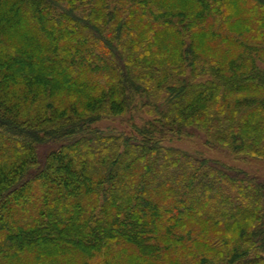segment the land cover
I'll list each match as a JSON object with an SVG mask.
<instances>
[{
	"label": "trees",
	"instance_id": "16d2710c",
	"mask_svg": "<svg viewBox=\"0 0 264 264\" xmlns=\"http://www.w3.org/2000/svg\"><path fill=\"white\" fill-rule=\"evenodd\" d=\"M118 2L125 18L107 0H0V264H264V179L164 143L203 133L264 156V73L244 36L264 0ZM243 3L245 26L229 13ZM111 21L130 39L99 52L81 31L108 39ZM128 113L135 135L90 128Z\"/></svg>",
	"mask_w": 264,
	"mask_h": 264
},
{
	"label": "rangeland",
	"instance_id": "374dc122",
	"mask_svg": "<svg viewBox=\"0 0 264 264\" xmlns=\"http://www.w3.org/2000/svg\"><path fill=\"white\" fill-rule=\"evenodd\" d=\"M110 3V7H116L119 8L120 10V14L119 16H122V18H125L128 15V7H129V3L127 4H119L118 0H107ZM83 3V2H82ZM80 4V6H77V10L75 11L77 14L79 15H85L87 16V11L90 8V5L87 3H83ZM61 5H63V7L66 6L65 2H63ZM120 5V6H119ZM249 6H246V4H241L240 7H237L234 9H229V13L233 16H235L238 19V23L241 26H245L246 23H253L254 21L251 20L250 16L252 13L249 11L248 9ZM60 11H62V7H58L57 10H55V14L59 13ZM86 18V17H85ZM102 24V23H101ZM245 24V25H244ZM100 26V25H99ZM101 31L103 34H105L106 37H108V39H102V38H96V37H92V30H86L83 29L81 32L86 36V35H91L88 39L91 41L90 44L92 47L96 48L99 47V52L102 51V48L106 49L107 42L111 43V47H117V46H122L123 47V43L127 42L128 39H130V37L128 36L127 30L125 31V33L121 34V36L119 38H113L115 34L118 33L119 27L117 23H113L108 22L107 25H102L100 26ZM261 33L258 31H252L249 33H245L244 36H247V38H249V44L255 48H257L256 50H251V55L252 58L254 59V61L256 62L258 68L260 71H262L264 73V27H262L260 29ZM89 33V34H88ZM104 36V37H105ZM112 38V39H111ZM203 41V40H201ZM247 43V44H248ZM242 44H245V42H243ZM237 46V47H236ZM102 47V48H101ZM228 47H230V50H232L231 52L235 53L236 51L239 50L238 45L235 43L230 42L228 44ZM237 49V50H236ZM108 50L110 51V47L108 48ZM197 50L199 52V60L197 64H202L205 67H207V69L209 70V64L211 63H216V51L210 49V47L208 46V43L206 41H203L202 44H199L197 46ZM250 51V50H249ZM97 52V53H99ZM111 57V55H110ZM205 69L203 70L202 68H200L199 70V74L196 77V79H202L205 77H211L212 75L209 73V71ZM187 75V74H186ZM153 101H158V99L156 97H152ZM148 109H150V107H147ZM147 108L144 110L146 111ZM140 110V114L141 117L144 119H151L152 117L148 114H146L143 111V108H139ZM133 119V121L137 124L140 123V119L139 116L137 114H125V115H117V116H108V115H104L103 117L99 118L98 120L93 121L90 124V128H99L101 129L103 132L105 133H116V134H120V133H127V134H132L135 135V132L132 129V121L130 119ZM164 143L166 145L169 146H174L175 148H179L183 151L192 153V154H198L201 155L203 157L206 158H210V159H218L224 163H227L233 167L236 168H240V169H244L250 173H255L257 175H259L262 179H264V156H258V157H236V155L233 152L228 151L226 148L221 147V146H210L208 144H206L205 142V136L203 133H199V134H194L192 136H182L180 138H171V139H167L164 141ZM219 188L220 190L223 192V194H225L226 192L228 193V186L224 183H219ZM231 195H233L230 192Z\"/></svg>",
	"mask_w": 264,
	"mask_h": 264
}]
</instances>
